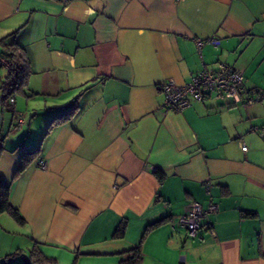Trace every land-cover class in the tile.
Instances as JSON below:
<instances>
[{"label":"crops","instance_id":"crops-1","mask_svg":"<svg viewBox=\"0 0 264 264\" xmlns=\"http://www.w3.org/2000/svg\"><path fill=\"white\" fill-rule=\"evenodd\" d=\"M12 32L30 68L13 111L41 135L10 189L27 249L119 264L141 242V264H264V0H0V41ZM217 62L244 75L252 104L166 107L160 83ZM7 160L10 181L20 155ZM192 201L219 206L193 238L172 224Z\"/></svg>","mask_w":264,"mask_h":264},{"label":"built area","instance_id":"built-area-1","mask_svg":"<svg viewBox=\"0 0 264 264\" xmlns=\"http://www.w3.org/2000/svg\"><path fill=\"white\" fill-rule=\"evenodd\" d=\"M198 46L203 41L196 40ZM208 43L217 46L219 41L213 38L207 40ZM0 62L8 66V62L0 58ZM162 93L164 103L170 110L180 111L188 107L192 101H203L205 99H214L226 104L249 105L255 101V98L249 94L244 85V75L233 67L217 62L216 65L203 67L194 73L187 83L178 84L172 78L167 79L158 85ZM13 102V99H10ZM23 120L18 118L15 126L22 127ZM240 148L247 150V146L240 142ZM39 165L45 166V161L40 160ZM219 206L214 201H209L203 208L197 201H192L189 210L179 216L172 224L183 227L190 237H196L201 228L202 222L208 218V215L215 213ZM214 234V231L211 230Z\"/></svg>","mask_w":264,"mask_h":264},{"label":"trees","instance_id":"trees-1","mask_svg":"<svg viewBox=\"0 0 264 264\" xmlns=\"http://www.w3.org/2000/svg\"><path fill=\"white\" fill-rule=\"evenodd\" d=\"M0 47V58L8 62V72L2 78L0 85V90L3 94L2 101L11 105L13 102H10V99L12 98L14 101V94L16 92H22L23 88L26 86L28 76L30 75V68L22 46L19 45L14 38V32L7 34L3 39H1ZM75 107L76 101L74 100L65 112L57 114L52 118L49 126L66 118L68 114L72 113V109ZM39 150V146H36L33 150L23 149L20 154V163L14 170L11 180L6 181L0 179V214H8L16 223L20 225L24 224L25 221L20 215L19 210L10 202L11 181L15 180L28 166V164L33 161L35 157H37ZM154 171H156V169H154ZM156 173L160 175V178L162 177V174L159 171H156ZM245 214L252 215L253 213L245 212ZM163 220H165V218L147 225L142 238L151 228ZM123 231L124 225L120 224L116 229L115 236H119L123 233ZM140 244L141 242L135 247L124 251L125 255L120 258L119 264H141L143 255L140 249ZM20 251V249L17 250L18 253H20ZM24 264H56V262L55 260L46 257L39 249L38 244L33 242L27 250V256L24 257Z\"/></svg>","mask_w":264,"mask_h":264},{"label":"rangeland","instance_id":"rangeland-1","mask_svg":"<svg viewBox=\"0 0 264 264\" xmlns=\"http://www.w3.org/2000/svg\"><path fill=\"white\" fill-rule=\"evenodd\" d=\"M2 70L1 74H4ZM2 92L0 90V150L2 152L0 156V179L4 180V172L8 167L7 157L20 155L23 149L33 150L40 138V131L37 125L33 126L32 130L28 132L29 122L35 115L29 111H13V105H8L7 102L2 101ZM17 104H23L25 96L19 92L14 94ZM41 115H37L34 119V124L40 122ZM20 118L23 120V127L15 126L16 120ZM14 156V155H13ZM8 178V177H7ZM0 264H24V257L27 256V247L22 244L21 233L19 226L16 228L14 220L6 213L0 214ZM1 217H6L4 220ZM9 223H12L14 227H11ZM5 235V238L1 235ZM20 249V253L17 250Z\"/></svg>","mask_w":264,"mask_h":264}]
</instances>
